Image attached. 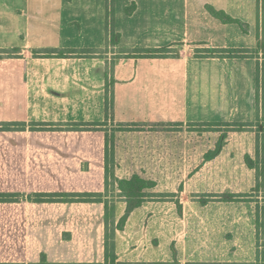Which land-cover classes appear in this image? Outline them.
I'll use <instances>...</instances> for the list:
<instances>
[{
    "label": "crops",
    "instance_id": "crops-1",
    "mask_svg": "<svg viewBox=\"0 0 264 264\" xmlns=\"http://www.w3.org/2000/svg\"><path fill=\"white\" fill-rule=\"evenodd\" d=\"M106 1L0 0V195L18 196L0 201V211L8 212L0 219V263H38L42 255L48 263L105 262L104 199L35 197L105 193V125L96 123L105 121L111 76L113 118L123 125L206 122L224 112L226 121H232L230 112L252 121L257 114L261 54L219 57L198 51L264 46V0H119L117 44L107 35ZM208 7L241 20L246 30L220 21ZM112 48L123 51L113 62ZM144 48L168 52L132 55ZM45 50L94 52L34 53ZM124 131L123 146H130L136 135ZM119 198L115 224L126 208ZM175 207L151 199L131 211L114 233L117 261H250L237 252L217 257L206 244L192 242L183 221L175 219Z\"/></svg>",
    "mask_w": 264,
    "mask_h": 264
},
{
    "label": "rangeland",
    "instance_id": "rangeland-1",
    "mask_svg": "<svg viewBox=\"0 0 264 264\" xmlns=\"http://www.w3.org/2000/svg\"><path fill=\"white\" fill-rule=\"evenodd\" d=\"M115 3L119 0H112V26ZM121 56L123 51L111 49L112 62ZM258 69L252 121L232 112V121H226L224 112L206 122L123 125L113 118V77L107 80V114L96 123L105 125L106 191L94 194L107 204L109 232L115 226L110 217L114 202L121 197L116 180L134 172L156 183L151 199L176 206L175 219L183 221L192 242L206 244L217 257L237 252L240 260L250 259L201 264H264V67ZM123 130L136 135L130 146H123ZM14 200L17 195H0V201ZM7 213L0 211L1 221Z\"/></svg>",
    "mask_w": 264,
    "mask_h": 264
},
{
    "label": "trees",
    "instance_id": "trees-1",
    "mask_svg": "<svg viewBox=\"0 0 264 264\" xmlns=\"http://www.w3.org/2000/svg\"><path fill=\"white\" fill-rule=\"evenodd\" d=\"M112 0L106 1L107 7V22H106V31L109 36V41L112 44H117L119 42V34L116 33L111 25V18L109 16V12L112 10ZM133 9V5H130L126 8V12L130 13ZM210 13L215 16L217 19L224 23H235L238 24L243 30H246V24L243 23L239 19L232 18L230 15L226 14L221 10H215L211 7H208ZM69 52H74L78 55H88L92 54L94 51L80 50V51H67V50H45L34 52L35 54H41L45 56L52 55L56 53L57 55L65 56ZM133 56H145V57H158L167 54V48H144V49H136L132 51ZM200 56H219V57H244V56H261L264 58V46L262 44H258L254 49H225V48H204L201 51H198ZM258 65H257V73H258ZM258 77L255 85V99L258 94ZM118 190L120 192V196L123 197L126 202V208L124 214L117 221L115 226L112 228L111 232H109L107 228V220L109 218V213L107 212V204L105 205V262L104 263H75V264H164V263H143V262H135V263H125L117 261V257L114 250V233L116 229H122L123 225L130 214L135 208L139 207L143 202L147 200H151L154 198L153 188L156 183L153 180L145 179L138 174H133L130 178L117 179ZM77 197L76 201H95L100 200L97 199V195L94 193H77V194H69V193H48L43 195H36L35 198L37 200H74ZM228 198V196H225ZM111 218H113V211L111 212ZM173 254H174V249ZM0 264H16V263H0ZM29 264H60V263H48L45 259V256L42 255L41 259L38 263H29ZM172 264H178L177 261H174ZM187 264H201V263H187Z\"/></svg>",
    "mask_w": 264,
    "mask_h": 264
}]
</instances>
